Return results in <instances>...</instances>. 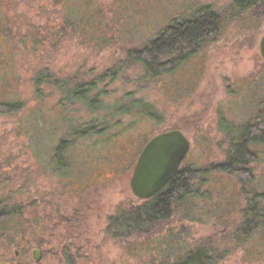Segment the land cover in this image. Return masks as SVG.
Segmentation results:
<instances>
[{"label":"rangeland","instance_id":"374dc122","mask_svg":"<svg viewBox=\"0 0 264 264\" xmlns=\"http://www.w3.org/2000/svg\"><path fill=\"white\" fill-rule=\"evenodd\" d=\"M232 1L0 0V103L23 104L17 115H0V199L22 197L33 205L26 221L30 236L0 238L1 264H26L21 259L32 260L36 244L43 253L38 264L62 261L55 247L64 230L47 243L54 210H75L69 234L81 242L68 254L81 257L78 264H160L162 257L172 262L199 243L222 255L218 264H264L263 234L241 242L233 236L245 206L239 184L216 172L206 173L197 196L151 237L114 240L107 230L115 211L142 205L131 196L128 181L143 146L160 130L175 128L189 140L182 168L206 170L225 161L227 134L219 123L245 124L264 98L258 51L264 11L224 21L213 41L157 82L139 86L127 71L99 86L104 105L94 113L66 100L60 108L62 92L44 84L37 90L34 84L42 72L58 81H93L127 61L128 51H138L170 20L200 6L219 12ZM128 93L150 104L161 122L134 111L114 116L126 111ZM93 120L105 122V132L75 141L66 153L69 169L53 171L49 162L58 140ZM257 150L251 174L255 189L264 191V150Z\"/></svg>","mask_w":264,"mask_h":264},{"label":"trees","instance_id":"16d2710c","mask_svg":"<svg viewBox=\"0 0 264 264\" xmlns=\"http://www.w3.org/2000/svg\"><path fill=\"white\" fill-rule=\"evenodd\" d=\"M257 10L264 11V0H233L226 9L219 12L207 6L196 7L191 12L170 20L138 51H128L127 61L112 66L93 81H76V78L58 81L42 72L34 79V84L36 89L44 84L62 92L66 99L58 101L57 106L60 108H63L62 102L66 100L69 106L83 103L90 113H94L98 109L102 110L104 105V89L99 86L113 83L127 71L133 72L131 75L139 86L157 82L197 54L205 43L213 41L224 21L237 20L244 13ZM65 28L70 26L67 24ZM133 97V93H128L126 111L122 114L114 112V116L131 115L134 111L155 124L161 122V117L150 104ZM22 108L23 104L20 102L0 103V115H17ZM219 124L227 134L224 139L226 149L223 163L211 165L206 170L180 167L174 178L154 197L141 201L142 205L134 204L128 211L121 212L119 217L111 220L108 223V234L118 237L126 236L128 232L135 237H151L158 227L166 225L177 216L186 202L197 196L198 188L202 187L205 180L204 175L216 172L235 178L244 197L242 220L233 233L235 239L241 242L256 233L264 235V191L255 189L251 174V164L257 160V149L264 150V98L245 124L237 127L224 125L223 121ZM105 126V122L93 120L89 124L72 128L68 136L59 139L52 148L49 162L51 169L56 173L68 170L66 153L74 142L103 134ZM170 130L175 128H165L157 134ZM21 188L22 186L17 192ZM17 192L15 195H18ZM32 206L22 197L18 200L0 199V238L12 241L28 236L31 229L27 227L26 221L31 215L28 209H32ZM169 232L166 231L165 234ZM61 252L64 258H68V253L64 250ZM221 258L222 255H217L208 244L199 243L172 262L168 257H162L160 264H218Z\"/></svg>","mask_w":264,"mask_h":264},{"label":"water","instance_id":"95a60500","mask_svg":"<svg viewBox=\"0 0 264 264\" xmlns=\"http://www.w3.org/2000/svg\"><path fill=\"white\" fill-rule=\"evenodd\" d=\"M264 63V34L258 41ZM190 151V142L179 130L159 133L145 143L132 168L129 189L134 198L148 200L159 193L178 172ZM34 259L39 253H33Z\"/></svg>","mask_w":264,"mask_h":264},{"label":"flooded vegetation","instance_id":"af4514ba","mask_svg":"<svg viewBox=\"0 0 264 264\" xmlns=\"http://www.w3.org/2000/svg\"><path fill=\"white\" fill-rule=\"evenodd\" d=\"M186 159V158H185ZM185 161V160H184ZM183 161V162H184ZM183 162H182V164H183ZM182 164L180 165V167L182 166ZM114 178H116V177H111L109 180H111V179H114ZM108 181V180H107ZM128 186H129V181H128ZM130 190V189H129ZM130 194H131V192H130ZM131 196L133 197V195L131 194ZM134 198V197H133ZM134 199H136V198H134ZM136 200H138V199H136ZM139 201H147V200H139ZM130 207H133V203H131L125 210H118V211H115L108 219H109V221H113L115 218H117V217H119L120 216V213L121 212H124V211H128V209L130 208ZM74 213H75V210H68V211H63V212H61V210L60 211H57V210H54V215L57 217V219H54V217H51L50 218V220H49V224H50V226H49V228L51 229V233H49V236H48V238H50L49 239V241L47 242V243H54L53 242V240H52V236L55 234V232L56 231H58L59 230V228H62L63 230H64V238H62V241L61 242H57L56 244V247L55 248H60V252L62 251V250H64L66 253H68V251L69 250H71L70 248H72V245L74 244H79L80 242H81V240L79 239L78 241H74L73 242V239H74V237H72L71 238V236H70V234H69V229H72L71 227L72 226H74V225H71V223H72V220H74L73 219V215H74ZM128 220H126V222H127ZM47 224H48V222H47ZM69 226H71L70 228H69ZM68 230V231H67ZM113 237V236H112ZM122 237H125L124 235H119L118 237H113V239L114 240H117V239H120V238H122ZM131 237H132V235H129V233L127 232V235H126V238H125V240H127L128 241V239H131ZM43 243V242H42ZM32 248H34V250H33V253L34 252H38L39 253V258L36 260V259H34V256H33V253H32V260H30V258H27V257H25V258H22L21 260L23 261V263H26V264H38L40 261H41V257H42V255H43V253H42V251H41V245H38V244H36V246H31ZM5 253H8L7 252V250L5 249L3 252H1V256L3 257L4 255H7V254H5ZM2 254H4V255H2ZM72 257H71V256ZM68 254V258H63L62 259V261L59 263V264H78V262L76 261V258L77 259H79V258H81V257H76L75 258V254H73V251H72V254ZM15 256L17 257V252L15 253ZM61 256L62 257H64V255H63V253L61 252ZM13 258L14 260H16V261H18V258ZM12 259V260H13ZM2 261L4 262V261H9V259H7L6 260V258L5 259H2ZM21 262V261H20ZM77 262V263H76ZM0 264H1V257H0ZM11 264V263H10Z\"/></svg>","mask_w":264,"mask_h":264}]
</instances>
